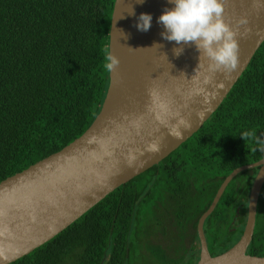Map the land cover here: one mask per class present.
<instances>
[{"label": "trees", "instance_id": "obj_1", "mask_svg": "<svg viewBox=\"0 0 264 264\" xmlns=\"http://www.w3.org/2000/svg\"><path fill=\"white\" fill-rule=\"evenodd\" d=\"M112 4L0 0V181L60 150L98 113ZM253 129L264 140V40L185 141L8 264H139L146 258L142 242L151 264H195L196 222L218 185L232 169L264 156L261 145L240 136ZM257 170L231 178L203 220L210 256L240 237ZM245 254L264 256V180Z\"/></svg>", "mask_w": 264, "mask_h": 264}, {"label": "water", "instance_id": "obj_2", "mask_svg": "<svg viewBox=\"0 0 264 264\" xmlns=\"http://www.w3.org/2000/svg\"><path fill=\"white\" fill-rule=\"evenodd\" d=\"M173 7L169 0H113L107 57H117L119 65L107 72L98 113L82 134L60 150L0 181V264L43 244L185 141L216 109L264 40V0H224V19L239 30V63L231 72L214 71L194 44L178 45L162 38L165 29L158 18L165 8ZM132 9L135 14L129 15ZM141 13L152 16L148 31L135 26ZM241 19L247 23L240 25ZM154 43L163 47H152ZM181 46L184 51L176 56L173 49ZM253 167L258 170L248 191L242 233L229 249L210 256L203 220L230 179ZM263 180L264 156L232 169L222 179L196 222L195 264H264V256L245 254Z\"/></svg>", "mask_w": 264, "mask_h": 264}, {"label": "clouds", "instance_id": "obj_3", "mask_svg": "<svg viewBox=\"0 0 264 264\" xmlns=\"http://www.w3.org/2000/svg\"><path fill=\"white\" fill-rule=\"evenodd\" d=\"M137 2L143 3V0ZM169 3L174 4V7L165 8L157 21L165 29L161 33L162 38L175 41L178 45L194 44L200 56L204 55L209 59L214 71H234L239 63V30L233 29L225 21L224 0H169ZM134 14L132 9L129 15ZM151 21L150 14L141 13L135 26L139 31H148ZM238 23L243 25L247 20L241 19ZM152 47L161 48L163 45L154 43ZM183 51L182 46L173 49L176 56ZM107 60L109 62L105 63L104 67L109 72L119 65V59L115 56L109 55ZM149 91L150 95H155L152 90ZM240 136L245 143L251 140L261 145V151H264V140L257 137L255 129L246 131ZM152 147L155 148L154 145Z\"/></svg>", "mask_w": 264, "mask_h": 264}, {"label": "rangeland", "instance_id": "obj_4", "mask_svg": "<svg viewBox=\"0 0 264 264\" xmlns=\"http://www.w3.org/2000/svg\"><path fill=\"white\" fill-rule=\"evenodd\" d=\"M142 244L143 245H141V247L139 249H140L141 252H145L146 253V254L144 253L146 258L144 259L143 257H138L137 258L138 260H136V262L139 261L138 262L139 264H151V260H150L151 257H149L148 252L144 251L145 250V245H144L143 242H142ZM147 259H149L150 261H148Z\"/></svg>", "mask_w": 264, "mask_h": 264}, {"label": "flooded vegetation", "instance_id": "obj_5", "mask_svg": "<svg viewBox=\"0 0 264 264\" xmlns=\"http://www.w3.org/2000/svg\"><path fill=\"white\" fill-rule=\"evenodd\" d=\"M157 237H159V238H160V236H157Z\"/></svg>", "mask_w": 264, "mask_h": 264}]
</instances>
